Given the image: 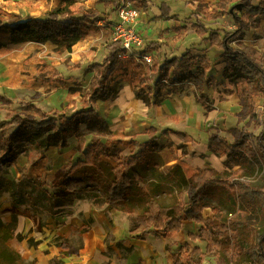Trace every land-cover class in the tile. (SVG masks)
Wrapping results in <instances>:
<instances>
[{"label": "trees", "instance_id": "trees-1", "mask_svg": "<svg viewBox=\"0 0 264 264\" xmlns=\"http://www.w3.org/2000/svg\"><path fill=\"white\" fill-rule=\"evenodd\" d=\"M58 6L47 13L44 18H30L25 21L8 22L0 6V48L10 42L47 43L51 42L60 51L72 52L73 47L93 30L96 18L90 15L77 14L75 5L85 0H57ZM105 6H111L116 0H97ZM149 8L159 17L172 18L180 21H194L196 34L204 44H210L223 51L226 68L223 76L229 85L237 89V96L241 106L238 124L249 119L254 121L255 98L264 96V69L251 59L245 52L231 46L232 42L243 37L248 24L256 18L264 19V0H219L211 12L191 13L185 17L164 4L152 5L150 0H130ZM224 13L230 15L237 30L226 32L215 30L202 22V17L212 19ZM158 14V15H157ZM157 42H150L147 49H153ZM121 45L117 41L108 46V55L102 63L92 65L96 75L92 81L90 91L82 94L83 107L70 116L65 114L58 118L50 116L40 109L35 112L39 119L25 118L17 129L2 139L0 149V180L5 167L16 162L21 155L43 157L50 147L60 149L68 146V140L79 136L81 127L99 118L96 109L98 101L116 99L121 86L114 83L113 76L119 69L126 82H129L138 100L148 108L160 106L163 96L159 84L151 88L148 76L142 78L138 72V65L130 70L128 65L120 68ZM190 61V55L182 58L173 57L165 61V69L161 75L169 77V69L183 68ZM205 67H199L195 73L191 68L186 69L184 78L195 87V97L205 109L208 104L199 92L205 86L218 91L221 86L226 94H233L223 83L208 76L209 62L202 58ZM208 62V63H207ZM166 70V71H165ZM143 84L146 88L140 89ZM233 134V144L219 136L209 139L210 149L218 156L226 157L225 167L233 168L236 160L249 158L264 169V122L260 136L239 128L230 130ZM144 134L149 139L139 154L124 155L118 148L121 142L114 141L104 144L100 140H93L82 157L70 163L64 174L53 183L52 190L40 178L32 180H7L10 198L15 212L11 222L0 219V264H27L23 255L13 246V241H20L21 234L17 233L19 210L25 207L34 218L39 219L40 225L58 214V210L73 205V195L84 191L93 196L96 206L109 205L111 209L125 213L131 220L129 236L145 240L149 236L157 239L173 238L180 233L184 222L203 224L197 234L190 233L189 239L206 243L205 250L196 247L190 250L188 244L185 259L174 254L173 264H204L207 257L217 255L220 264H264V191L250 182L241 180L231 181L224 173L215 170H193L180 161L166 175L162 173L165 165L159 143L158 129L151 127ZM167 133H165V136ZM211 173V179L206 175ZM63 194L57 196V192ZM210 209L212 218L205 220L203 213ZM79 234L89 231V227L73 228ZM29 247L35 244L30 240ZM66 248L67 245H58ZM117 246L131 253L132 247L124 248L121 242Z\"/></svg>", "mask_w": 264, "mask_h": 264}, {"label": "rangeland", "instance_id": "rangeland-1", "mask_svg": "<svg viewBox=\"0 0 264 264\" xmlns=\"http://www.w3.org/2000/svg\"><path fill=\"white\" fill-rule=\"evenodd\" d=\"M117 1L111 6H105L104 3L97 0L80 1L75 5L77 14L90 15L91 18H96V22L93 24V30L89 36L77 43L73 47L72 52L60 51L51 42H22L18 44L8 42L0 48V146L2 139L11 135L22 120L25 118L39 119V115L35 112L36 109H40L49 113L50 116L58 118L62 114L70 116L83 107L81 95L90 91L92 81L96 75V71L91 69L92 65L103 62L108 55V46L114 41L113 25L116 23L118 16L115 9ZM218 2L219 0H150V3L154 6L157 4L168 5L175 13H180L187 18L191 13L202 12L204 10L211 12L216 8ZM254 3L257 5L258 0H254ZM58 4L59 1L57 0H0V6L8 22L25 21L30 18H44ZM134 5L149 16L147 28L141 32L145 38V46L136 50V52L142 55H149L152 58V65L144 69L143 73H140L142 66H138V72L142 78L148 76V84L151 88L159 84L163 100L160 106H158L160 108L149 111L143 102L136 101V98L133 97L123 105L122 114L120 113L116 120L118 122L121 120L126 121V125L128 126L132 122V124L135 123L142 128V125L139 123L145 121V117H147L151 121L147 120L144 126L145 128L154 126L158 129L157 136L159 143L166 149L162 153L164 156L169 154L170 150L174 152L172 147L169 151L167 149L170 146L167 137L171 139L173 136L174 140L178 141L181 139L187 143L193 141L204 142L207 140V136H219L228 143L233 144L235 140L230 130L234 128L260 136L264 122V96L261 95L255 98L256 105L254 112L257 119L254 121L247 119L238 124V117L242 108L239 104L237 89L229 85V81L223 76L226 68L223 51L200 41V37L195 32L194 21L186 20L184 22V17L178 21L172 18L155 16L156 13L154 14L149 8H144L136 3ZM201 20L215 30H224L226 32L237 30L234 20L226 13L212 19H207L203 16ZM152 41L157 42L158 45L153 49H147V46ZM231 46L245 52L264 69V19L256 18L251 21L243 37L240 40L232 42ZM185 54L190 55V61L180 69L171 67L169 69V77L165 79L161 75V72L164 71L163 69L166 68L165 61L173 57H178L180 60ZM202 58H206L209 62L207 69L208 76L214 77L217 82L225 84L227 90L234 92L233 94H226L222 86L218 88V91L213 90L212 87L205 86L204 90L199 92V96L204 97L208 104L206 110L208 113H211L209 120L204 116V114L207 115L208 113L201 111L200 107L196 104V99L194 98L196 93L195 87L189 80L183 81V79L177 78H184L185 70L188 68H191L196 73L199 67H205V64L199 61ZM126 65L129 66L130 70L136 66V64L132 65L129 63ZM161 69L163 71H160ZM113 81L120 84V91H123L126 86H131L129 82L124 80L120 69L115 72ZM144 88L148 89L146 84L140 86V89ZM201 112L203 113L201 114ZM165 133H167V136H165ZM110 134L104 121L102 124L96 121V118H93L89 123L87 122L81 127L79 136L76 137L79 142L71 138L70 141L68 140L66 148L60 149L56 147L59 150V155L56 156V159L47 155L51 147L44 152L41 158L34 156L29 160L27 155L19 156L16 162L5 167L2 173L5 179L3 181L0 180V202L8 199L14 213L15 210L11 203L10 189L6 183V179L19 181L40 178L46 185L48 181L52 184L64 174L65 169L70 163L82 156V153L86 151V148L93 140H100L107 145L109 140H113ZM133 139H129L124 143V155L139 154L142 151L144 142L149 137H146V139ZM179 148L182 149L183 153L187 152V146L179 145ZM23 157L27 159V164L24 165L25 167H19V160ZM172 164L173 162L169 161L166 169L162 170V173L164 172L163 174H165ZM39 166L44 170L41 172L43 177L32 178L28 176L31 168ZM224 170V174L229 180L250 182L258 189L264 191V169L251 159L236 160L233 168H227L224 165ZM45 173L46 175H44ZM212 176L211 173H208L206 178L211 179ZM50 187L51 185H49ZM57 196L62 197L63 194L59 191L57 192ZM73 198V204L81 199L93 203V196L88 192H76ZM18 212L19 220L20 216L34 218L25 207H21ZM57 212V215L63 212L66 215L73 214L71 206L59 209ZM212 216L211 210L205 209L203 213L204 219L208 220ZM22 220L23 223H19L17 227V233L21 234L22 239L20 241H13V246L24 256V245L29 247L28 244L31 240L35 244L31 248H37L41 242L39 238H45L48 235L49 220L45 226H41L39 219H37V227L30 230L24 229L25 221L24 219ZM201 226L203 224L199 226L197 224L195 227L187 225L186 227L192 233L197 234ZM183 236L179 233L166 246H162L158 241L150 239L152 242L149 243H152L153 247L157 248V250L155 251V255L145 254L148 264H161L159 248L165 255L167 248L172 264L174 263V254H179V256L185 259L188 251L184 248L185 244L190 246V250L196 247L205 250V242L200 240L193 241L189 237L185 238ZM51 242L57 246L65 242L68 247L67 252L73 255L72 259L80 258L79 251L82 248V241L79 235L71 237L69 240L63 237H54ZM143 246L145 249L149 248L147 245ZM89 258V256L83 255L81 259L85 260L84 264H87L91 259ZM127 258L128 256L121 254L114 244L113 249L107 250L105 253V260H111L113 264H129L127 263ZM163 262V264H169L170 259H163ZM220 263L217 255H211L207 257L204 264ZM27 264H33V262L27 261ZM52 264L63 263L61 260L54 259Z\"/></svg>", "mask_w": 264, "mask_h": 264}, {"label": "crops", "instance_id": "crops-1", "mask_svg": "<svg viewBox=\"0 0 264 264\" xmlns=\"http://www.w3.org/2000/svg\"><path fill=\"white\" fill-rule=\"evenodd\" d=\"M148 19H149L148 14L141 11V24L138 29L140 34L142 31H144V29L147 28V24L149 23ZM147 32L149 33V31ZM141 35L143 37V34ZM127 63L128 61L120 62L119 66L120 67L125 66ZM133 97L136 98L132 86L129 85L126 86L123 89V91H120L116 99H109L107 101H98L96 106L98 116L100 117L101 120H103L106 123L111 133L110 134L111 139H113V140H109L108 144H111V142L114 141L121 142V144L118 145V148L123 152V154H124L123 145L124 143L127 142V140L133 138H134L133 140H137L139 138L146 139V137H149L148 135L144 134V132L147 129H149L148 127L145 128L144 126V124L147 123L146 121L149 120L147 117H145L146 118L145 121H141L139 123L140 125H142V128H140L139 125L135 123L132 124V122H130L129 123L130 126H128L126 125V121H122L120 119L121 121L118 122L116 120V118H118V115L122 112L123 105ZM194 98L196 99V97ZM136 101H141V100H138L136 98ZM196 104L198 105V107H200L201 111H205V113H208V111L201 104H199L197 100H196ZM145 107L149 111L150 110L152 111L153 109L156 108H160L158 106H155L153 108H148L146 105ZM202 113L203 112H201V114ZM204 116L207 120H209L211 117V113H208L207 115L204 114ZM211 137L213 136H207V140L204 142L193 141L187 143L183 142V140L179 138H178L179 140L176 141L174 140L173 136L171 137V139L167 137L170 143V146H168L167 149L169 151L172 147L174 152H171L170 150L169 151L170 153L167 154L166 156L162 154L165 162V165L163 166L162 170L166 169L169 161L173 162V164L168 168V171L165 172V175L180 161L184 162L188 166V168H191L193 170L207 169L210 171L215 170L219 173H224L225 171L224 163L226 161V158L216 155L210 149L208 141ZM72 138L76 139V141L79 142V140L76 137H72ZM70 140L71 138L69 139V141ZM179 145L187 146V152L183 153L182 149L179 148ZM164 151H166V149H164L163 146L162 153ZM47 155L56 159V156L59 155V150L56 147H51V149L47 152ZM63 156H65V154H63ZM209 162L210 164H208ZM26 164H27V159L23 157L22 159L19 160L18 166L23 167ZM29 171L31 172L28 173V176L32 178L43 177L41 172H43L44 170L40 166L31 168ZM44 175H46V173ZM47 183H48L47 184L48 187L49 185H51L50 188L52 190H57V188H53V183L51 184V182L49 181ZM71 209L73 211L72 215H66L65 212H63L49 220L48 235L45 238H39L41 242L37 248H29L24 245L25 254L23 257L26 260V262L32 261L33 264H52L54 259H58L61 260L63 264H84L85 260H82L81 258L83 255H85L91 258V259L89 258L90 261H88L87 264H113L111 260H107V259L105 260V253L107 252V250H112L114 244V246L121 252V254H123L124 256H128L127 263L148 264L145 254L149 253L150 255H155V251L157 250V248L153 247L152 243H149L152 242L150 241V239L158 241L159 243L162 244V246L168 245L167 243H169L170 240L174 239V237L168 239L165 238L157 239L153 236H149L145 240L131 238L129 236L132 225L130 218L125 213L119 212L115 209H111L109 205L96 206L92 202L81 199V200H77L73 205H71ZM12 215H13V211L8 199L0 202V219H2L4 222H11ZM20 217L21 218L19 220L20 221L19 223L21 224L23 223L22 219H24L25 221L24 222L25 230H30L31 228L37 227L38 225L37 219H34L33 217H25V216H20ZM197 224H195V222H184L182 230L180 231L181 236L184 235L183 237L185 238L189 237V234L192 232L188 230L186 226L191 225L195 227L197 226ZM199 225L200 224H198V226ZM84 226L89 227V231L82 235L79 234L78 231L73 230V228L80 229ZM77 235L80 236V239L82 241V248L79 251L80 258L77 259H72L73 255L67 252L68 247L61 248L57 245L52 244L51 242L54 239V237H63L69 240L71 237H76ZM118 242H121L124 248L132 247L133 251L131 253H128L127 251L120 249L117 246ZM143 245L145 246L147 245L149 246V248L145 249ZM165 252L167 256L159 248V254L161 256V264L164 263L163 259L167 260V258L170 259L169 264H172L170 253L167 250V248Z\"/></svg>", "mask_w": 264, "mask_h": 264}, {"label": "built area", "instance_id": "built-area-1", "mask_svg": "<svg viewBox=\"0 0 264 264\" xmlns=\"http://www.w3.org/2000/svg\"><path fill=\"white\" fill-rule=\"evenodd\" d=\"M118 15L117 22L113 25L114 41L121 45L119 58L121 62L133 60L141 67V72L152 65V58L149 55L138 54L145 46V40L138 29L141 24V11L129 0H118L115 4Z\"/></svg>", "mask_w": 264, "mask_h": 264}]
</instances>
